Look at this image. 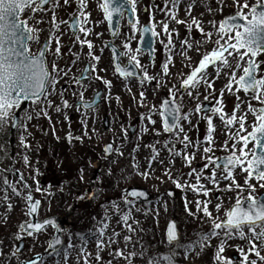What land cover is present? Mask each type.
I'll use <instances>...</instances> for the list:
<instances>
[{
    "label": "rangeland",
    "instance_id": "obj_1",
    "mask_svg": "<svg viewBox=\"0 0 264 264\" xmlns=\"http://www.w3.org/2000/svg\"><path fill=\"white\" fill-rule=\"evenodd\" d=\"M248 2L255 4L256 0ZM96 3L97 7L93 11L97 12V25H92L90 33L97 29L99 35L95 45L91 41L94 45L91 50L86 44L82 46L80 43L90 33L80 32L78 27L77 34H74L70 29L71 22L77 16V1L68 7L64 0H59V7L49 4L44 11L33 14V9L28 8L22 13L21 18L27 19L29 26L41 29L37 33L38 40L34 39L28 45L31 54L36 56L43 44L50 42L48 67L51 70L55 62L62 71L56 91L50 97L51 106L31 103L21 113V121L26 128L17 129L14 147L10 146L12 123L0 129V264H20L48 251L55 232L52 228L29 236L23 255L15 253L23 238L21 227L29 219V195L42 202L40 220L66 215L71 224L65 234L63 248L54 257H46L39 264H152L153 257L157 262L166 256H173L175 264H218L216 252L219 245L224 243L223 237H213L203 250L196 247L190 253L185 252L201 234L210 232L213 227L202 212L192 215L189 209L195 213L197 200H210L208 207L213 216L217 215L216 205L220 204L219 220H226V213L236 204L240 194V189L233 187L230 191L227 185L238 182L244 188L240 199H245L249 194L246 184L248 174L236 168L235 181L224 179L222 170L214 166L206 167L209 162L205 159L203 149L209 144L208 137L211 135L213 152L208 155L218 157L219 160L230 155L231 151L240 155L238 149L243 148L244 142L239 137L254 130L251 125L258 123L257 113L264 104L252 99L251 93L240 90L233 94L238 88L234 81L233 90L229 91V74L235 72L237 78L243 74L242 67L238 71L235 69L233 57H229L233 67L222 69L218 79L214 75L215 68L210 70L211 73L208 72L214 90L200 81L196 89H190L189 95L182 91L181 86L197 61L203 60L204 55L211 54L215 48L219 23L225 17L238 14L241 9L237 7L236 0H175L176 18L172 19L161 12L166 3L168 9L173 10L168 0H136L135 14L136 20H139L137 28L134 29L124 21L116 46L123 53L128 51L124 45L128 37L134 35L135 38L130 41L134 52L138 48L141 28L151 25L154 14L156 31L161 32L160 38H156L155 60L150 63L148 56L141 52L137 54V59L140 61L142 75L146 70L148 76L155 79L149 82L143 76L142 82L119 77L108 47L111 36L100 6L102 0ZM243 3L244 0H240V4ZM145 8L148 9L147 14L143 13ZM243 11L247 13L249 9ZM161 20L167 21L170 31L175 30L170 50L166 48L168 37L162 32L159 24ZM193 21H198L205 32L213 33L211 42L198 47V42L204 40V37ZM77 36L80 40H77ZM57 38L60 53L54 56L53 52L58 46ZM160 39L165 43H160ZM185 40L192 44L191 48L183 44ZM90 51L100 57L99 61L88 55ZM131 55L132 52L124 55V64L131 60ZM258 60L264 61V54ZM165 63H168L167 74L163 71ZM86 65L90 66L91 79L77 86ZM261 67L264 68V65ZM64 71L67 72L66 76ZM105 81H110L111 86ZM71 85L77 88L74 91H62V87L70 88ZM173 88L178 90L176 101L182 115L192 113L190 124L188 119L181 121L184 132L178 135L164 130L159 114L163 110V100L172 99ZM99 91L103 92V97L96 110L85 113L76 108L81 92L83 100H90ZM141 92L144 96H141ZM206 95L208 99H205ZM65 99L68 107L63 106ZM221 100L224 111L236 115L238 120L246 114L244 128H241L239 122L228 125L219 114H213L212 111H195L197 105L204 107L206 103H211L215 109ZM249 101L256 111L250 110ZM13 111L16 114L17 109ZM27 115L32 118L26 120ZM149 116L156 121L155 124L148 119ZM206 116H212L214 131L210 130ZM106 117L111 125L108 131L103 126ZM133 126L137 128L132 135ZM185 134L191 141L187 147V142L182 140ZM109 143L115 145V153L111 158H106L104 148ZM26 144L30 147H26ZM233 145L236 147L233 148ZM254 147V143H249L247 150ZM183 151L187 153L176 155ZM190 154H194V159L189 165L185 157ZM24 156L28 157V163L24 161ZM250 158L251 155L247 157ZM213 171L217 173L218 187L208 179ZM141 172L149 175L145 177ZM20 174H23V179H20ZM176 179L187 186L177 187L174 182ZM25 182L30 188L25 187ZM260 183L251 180V184L256 185L254 195L257 198L264 192ZM201 184L211 189L208 196L196 190ZM37 187L40 191H37ZM132 188L147 189L153 195L152 203L142 204L133 200L131 205L126 203L124 197L128 189ZM169 192H174V199L169 196ZM127 198L131 200L129 196ZM124 215H129L127 223L131 228L125 226ZM170 221L177 223L183 247L168 242L166 230ZM105 224L107 229L103 237H100L99 230ZM127 236H131V241H125ZM109 237L118 242L109 244ZM101 238L105 246L97 247ZM236 245L247 251L248 241L229 239L222 255L233 264H241L243 258ZM120 250L128 259L117 254ZM132 252L137 253L134 258L129 255ZM252 258H256L254 253L250 256ZM162 264L168 262L164 260Z\"/></svg>",
    "mask_w": 264,
    "mask_h": 264
},
{
    "label": "snow or ice",
    "instance_id": "obj_2",
    "mask_svg": "<svg viewBox=\"0 0 264 264\" xmlns=\"http://www.w3.org/2000/svg\"><path fill=\"white\" fill-rule=\"evenodd\" d=\"M126 3H130L132 13L136 12V0H125ZM172 5L173 10H169L167 3L161 12L166 16L171 17L172 19L176 18V13L174 9L177 7L175 0H168ZM69 0H64V4H68ZM52 4L53 7H59V0H0V129L7 126L11 122L14 126L18 128H26V125L15 115L14 109H19L20 105L24 101H29L33 104H44L46 106H51L52 101L50 97L56 91V85L59 83L61 78V69L53 62L51 70L48 67L47 62V52L51 49L50 42H46L44 48L39 52L38 55L33 56L31 54L30 48L28 47V42L37 39V33L41 29H37L34 26H29L27 19H22V13L28 9H33V14L36 11H44L45 5ZM78 10L86 8V0H77ZM237 7L241 9L237 15L230 16L219 23L218 31L216 35L218 39L215 41V48L211 51V54H205L203 60L199 64V68L194 70L187 79L183 80L181 89L184 92H188L191 95L190 89H196L200 81H203L207 87L211 90H214L213 81L208 79L209 66H214L215 68V78H219L222 69H231L233 67L232 62H230L229 57L234 58L235 69L238 71L241 67L243 68V74L237 78L235 72L229 74V91L233 90V81L235 85H238L236 92L243 90L245 93H251L252 99L260 101L264 104V68L261 65H264V61H259L257 58L264 54V0H256L255 4H250L248 0H244V3L241 5L240 0H236ZM103 11L106 13L107 19L112 21L114 12H118L123 18L124 12L127 10L121 5L119 8H112L111 0H103V3L100 5ZM156 7H159L158 5ZM243 9H249L247 13ZM84 17L85 19L90 17V13L85 11H79V16L73 20V27L79 26L80 32L90 33V30L84 27V21L80 19ZM240 21H244L241 23ZM178 23H185L184 21H177ZM134 29L137 28L139 20L130 21ZM196 24L198 30L202 33L204 40L198 42V47L202 46L205 42H211L213 33L205 32L204 28L198 21H193ZM159 24L162 26V32L165 36L168 37V42L166 48L170 50L172 46V35L175 30L170 31L169 26L166 20L159 21ZM59 25H57L58 27ZM157 22L154 19V14L152 17V22L150 26H145L143 28V33H151L154 38L159 39L161 32L156 31ZM215 27V25H213ZM234 33V35H233ZM117 33H113L116 35ZM99 35V34H98ZM178 35V33H177ZM135 36H129L128 42L125 43L124 47L128 51L122 53V55H129L132 52L130 63H134L135 66L140 67V61L137 59V54L141 52V48L133 50L131 49L130 41L134 39ZM77 40H80L77 36ZM234 41V42H233ZM57 47L53 52V55L60 53L59 39L57 38ZM160 43H165L164 40L160 39ZM81 45H87L91 50L94 45L91 41L85 39L80 40ZM144 41L141 40V45ZM183 44L187 45L188 48L192 47V44L188 40L183 41ZM113 51H116L115 46L113 45ZM227 54V55H226ZM88 55L93 57L94 60L99 61L100 57L95 56L93 52H89ZM169 62H171V57H169ZM117 69L120 71L121 75L125 77H130L134 75L133 72L127 70V68L121 67L117 64ZM164 74L168 73V63L163 65ZM65 76L67 72L63 73ZM143 76L146 77L149 82L155 77H149L146 70L143 71ZM87 78V70L85 75L81 77V81ZM78 81V83H81ZM143 82V80H142ZM106 84L111 86L110 81H105ZM63 91V90H62ZM178 90L173 88L172 90V101L170 106L169 101H165L163 104V112H159L163 116V127L164 130L168 133H179L184 132V128L181 124L183 119H188V123H191L190 116L192 113L186 115L181 114V107L176 105V92ZM199 95V94H198ZM223 95V94H221ZM141 96H144V93L141 92ZM205 99H208V96H205ZM83 107L90 108L92 104L85 102L83 100V92H81V99L79 102ZM63 106L68 107V101L65 99L63 101ZM249 108L252 111L256 109L252 106L249 101ZM44 112V109H41ZM57 111H60V108H57ZM196 112H202L203 106L197 105ZM236 111V110H234ZM213 114H219L222 121H225L228 125H233L237 122L240 123L241 128H244L246 122L245 116L239 117V120L236 115L229 114L224 111L223 100L219 102V105L212 110ZM46 114V113H44ZM31 115L25 117L26 120H30ZM171 118L172 122H169ZM153 124L156 123L155 120H152V117H148ZM207 123L210 130L214 131L213 118L212 116H206ZM258 123H253L251 127L254 129L253 132L248 135H242L239 137V140H242L243 148L238 149L240 155H237L236 151H231V154L225 157L223 162L224 167L221 169V164L218 162L219 158L208 155L213 152L211 146L213 137L209 135L208 140L209 144L204 147L203 151L205 153V159L209 162L206 167L214 166L217 170H222L224 172V179H231L235 181L234 171L236 168H241L243 172L247 173L246 184L248 185L249 194L245 199H240V196L243 195L244 188L237 182L234 185L232 183L227 185L228 190H232L233 187L240 189V194L237 197L236 204L234 207L226 213V220H219V209L220 204L216 205L217 215L213 216V213L209 210L208 204L211 202L207 201H196V212L192 213L189 209V213L196 215L203 213L212 223V230L208 233L201 234L200 237L190 244L188 248L185 249L186 253H190L196 247H199L203 250L204 247L208 246L213 237H223L224 243H221L217 248L216 259L218 264H233V262L222 254L225 251V244L229 239L239 238L241 240H247L248 246L247 251L245 248L236 245L240 255L242 256L241 264H264V199H258L254 193L256 191V185L251 184V180L255 178L260 181V187L264 188V107L259 108L257 113ZM246 131V129H245ZM127 134V129H125V135ZM71 139V136L69 137ZM182 140L187 142L185 147L191 143L190 138L185 134L182 137ZM239 140L237 142H239ZM255 142V147L250 151L247 150V146L250 142ZM30 147V145H25ZM198 147V146H197ZM227 147V145H225ZM236 145H233L235 148ZM257 149L260 151L257 152ZM112 148L109 146L106 149V152H111ZM171 151V149H170ZM122 154V153H121ZM183 153L177 152L176 155H182ZM251 155L250 159L247 157ZM192 159H194V154H190L185 157V162L191 164ZM24 161L28 163V157L24 156ZM38 171V170H37ZM141 175L147 177L149 173L141 172ZM169 178H171L169 176ZM20 179H23V174H20ZM83 179V177H81ZM208 179L216 187L219 186V180L217 179L216 171H213L209 174ZM177 187H186L187 185H182L179 179L174 181ZM38 183V182H37ZM25 187H29L25 182ZM198 192L203 193L205 196H208L211 192V189L205 187L203 184L196 189ZM37 191H40V188L37 187ZM135 197L137 199L147 197V193L144 191H132L130 194L126 193L124 199L125 202L131 205L132 200H129L127 197ZM29 201L31 202L30 213H36L40 202L33 201L32 197L29 195ZM245 201L248 203V207L245 208ZM117 211L119 208L117 206ZM123 220L125 221V226L131 228V225L128 224L129 215H124ZM219 221V222H218ZM46 224H54V221H46L44 223H35L29 224L28 229H32L35 232H39L41 229L45 228ZM26 229V230H28ZM107 225H103L99 230L100 237H103ZM248 230L247 232L245 230ZM31 234V232L29 233ZM114 235L119 236L118 233ZM168 242L170 244L175 243L177 247H183L180 243V236L177 229L176 223L173 221L167 231ZM125 241H131V236L125 237ZM118 241H113L111 237L108 238V243H117ZM62 243L59 236L55 238L52 242L51 247L53 250L56 249L57 245ZM105 246L104 240L101 238L98 240L97 247ZM254 253L256 258L250 259L251 254ZM2 254V253H0ZM119 256L128 259L124 256L123 250H120L117 253ZM143 250L141 251V255ZM133 258L137 255L136 252L129 254ZM99 259V257H97ZM164 259L168 264H175L173 256H166ZM31 264H39V261H33ZM152 264H157L156 258H152Z\"/></svg>",
    "mask_w": 264,
    "mask_h": 264
},
{
    "label": "water",
    "instance_id": "obj_3",
    "mask_svg": "<svg viewBox=\"0 0 264 264\" xmlns=\"http://www.w3.org/2000/svg\"><path fill=\"white\" fill-rule=\"evenodd\" d=\"M111 3H112V8H113V9H115V8H119L121 5H123L124 8L127 9V10L124 12V14H125V13H128V16H127V17H128L129 24H132V23H130V21H134V15H133V13H132V11H131V5H130V3H126L125 0H111ZM123 16H124V15H123ZM106 18H107V16H106ZM107 20H108V19H107ZM121 20H122V18H121L120 14H119L118 12H114L112 21H109V20H108V22H109V27H110V30H111V32H112V36H113V38H115L116 35H117V34H116V35H113V33H118V31H119V27H120ZM240 22H241V23H244V21H240ZM141 40H143L144 43H143V45H141V41H140V43H139V48H141V51H142V52H148V53L150 54V60H152L153 57H154V54H155V51H154V47H155V39H154V37L151 35L150 32L147 33V34H145V33H143V30H142V39H141ZM28 43H29V42H28ZM112 46H113V45H110L111 50H112L113 55H114V61H115V65H116V67H117V64H119L121 67H123V66L121 65V60H122V58H123L122 53H121L116 47H115V48H116V51H113V47H112ZM43 48H44V47H43ZM123 68H125V67H123ZM126 68H127L128 71L134 73V75L130 76L131 78H135V79H141V78H142L141 75H140V73H139V70L137 69V67H136L133 63H129L128 66H127ZM86 70H87V74H88L89 69L87 68ZM86 70H85V72H86ZM85 72H84V75H85ZM119 73H120V71H119ZM120 74H121V73H120ZM121 76H122L123 78H126V77L123 76V75H121ZM86 79H87V78H85V79H83V80H86ZM83 80H82V81H83ZM80 81H81V79H80ZM100 96H101V93L98 94V95H96L95 100L91 103V104H92V107H90V108H85V107H84V109L87 110V111L92 110V109H95V108L98 106L99 102H100V101H99ZM169 102H170V106H173V105H171V101H169ZM29 103H30L29 101H24V102L20 105V106H22V107L19 109L18 113L16 114V116H17L18 118H20V113L23 111V109H25V108L29 105ZM169 122H170V123L172 122L171 118L169 119ZM104 124H105V130H108L109 127H110V125H109V121H108L107 118H106ZM17 128H18V127L14 126V125L12 126V130H11L12 134L15 133V131L17 130ZM134 130H135V129L133 128V132H134ZM14 142H15V140H14V138H13L11 144L13 145ZM109 146H111L112 150H111L110 153L107 152V156H108V157H110V156L113 154V145H108V146L106 147V149H107ZM259 151H260V150L257 149V152H259ZM132 191H144V192L147 193V197H146V198H144V197L139 198L142 202H148V201L151 200V196H150L149 193H148L146 190H144V189H132V190H129L128 193L130 194ZM133 198H135V197H133ZM135 199H137V198H135ZM260 199H264V195H263ZM33 201H37V200H33ZM244 207H245V208L248 207V203H247V202H245ZM30 208H31V205H30ZM39 208H40V205H39ZM39 208H38L37 212L34 213V214H33V213H30V210H29L30 221L27 222V223L25 224V226L23 227V232H24L25 234L29 235L30 232H31V234H33V233H40V232H42L43 230H45L46 228H48V227H50V226L54 227V228L56 229V233H55V237H54V238L52 239V241H51V244H52V242L55 240V238H56L57 236H59L60 239H61V241H62V243H61L60 245H57V246H56V249H55V250L52 249L51 244H50V246H49L50 253H54V252H56L57 250H59V249L62 247V245H63L64 239H63V236H62V235H63V234L66 232V230H67L66 221H65L64 219H62L61 217H52V218H49V219H47V220H45V221H43V222H39V221H38ZM46 221H54V224H46V225H45V228L41 229L39 232H35V231L32 230V229H28V225H29V224L44 223V222H46ZM170 225H171V224H170ZM170 225H169V226H170ZM26 229H28V230H26ZM24 248H25V242L22 241V242H20L19 247H18V249H17V254H21V253L24 251ZM40 258H41V257H35L33 260H31V261H29V262H24V263H22V264H31V262H33V261H37V260L39 261Z\"/></svg>",
    "mask_w": 264,
    "mask_h": 264
},
{
    "label": "bare ground",
    "instance_id": "obj_4",
    "mask_svg": "<svg viewBox=\"0 0 264 264\" xmlns=\"http://www.w3.org/2000/svg\"><path fill=\"white\" fill-rule=\"evenodd\" d=\"M75 1L77 0H69V3L67 6L70 7L69 4L71 3L73 5ZM96 1L97 0H86V5H87L86 8L77 10V16H79V11H85L86 13H90V17L86 19L84 17H80V19L84 21V27H86L89 30L91 29L92 25H97L96 23L97 22V12L93 11L97 7ZM97 38H98V31L96 29L95 31L93 30V32L89 34V36L87 37V40L94 42V45H95ZM185 153H187V151H183V154Z\"/></svg>",
    "mask_w": 264,
    "mask_h": 264
},
{
    "label": "flooded vegetation",
    "instance_id": "obj_5",
    "mask_svg": "<svg viewBox=\"0 0 264 264\" xmlns=\"http://www.w3.org/2000/svg\"><path fill=\"white\" fill-rule=\"evenodd\" d=\"M83 83H78L77 84V86L78 85H82ZM77 86H75V85H71L70 86V88H68L67 86H64V87H62V90L64 91V92H67L68 90H70V91H74L76 88H77ZM79 88V87H78ZM86 101H89V100H86ZM207 104V108L206 109H208L206 112H204V109H203V111L201 112V113H210L212 110H213V107H212V104L211 103H206ZM77 108V107H76ZM77 109H80V108H77ZM81 110V109H80Z\"/></svg>",
    "mask_w": 264,
    "mask_h": 264
}]
</instances>
